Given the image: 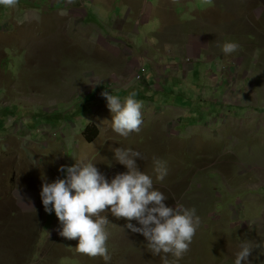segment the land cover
Wrapping results in <instances>:
<instances>
[{
    "label": "rangeland",
    "instance_id": "1",
    "mask_svg": "<svg viewBox=\"0 0 264 264\" xmlns=\"http://www.w3.org/2000/svg\"><path fill=\"white\" fill-rule=\"evenodd\" d=\"M226 41L239 49L224 54ZM103 91L136 93L138 133L111 130ZM119 147L142 154L138 170L167 206L196 209L201 224L178 264H234L245 242L261 245L249 260L264 264V0L0 5V264H106L60 236L40 191L81 158L110 182L127 171ZM154 157L166 163L162 181ZM102 215L107 264H164L123 218Z\"/></svg>",
    "mask_w": 264,
    "mask_h": 264
},
{
    "label": "clouds",
    "instance_id": "2",
    "mask_svg": "<svg viewBox=\"0 0 264 264\" xmlns=\"http://www.w3.org/2000/svg\"><path fill=\"white\" fill-rule=\"evenodd\" d=\"M17 4L18 0H0V5L5 8H15ZM219 47L226 55L239 49V45L232 41H226ZM101 95L112 114L109 122L113 132L126 138L130 133L140 131L143 104L135 98V92L123 99L108 91ZM94 126L86 125L83 132L93 131ZM113 151L114 159L126 167V172L116 174L109 182L93 162H86L85 158L76 160L72 166H61L60 171H66V178L42 183L40 197L45 212L54 211L61 225L60 236L77 240L75 250L79 254L101 257L106 264L111 260L106 228L110 222L102 215L110 210L116 219L126 221L124 227L145 237L147 249L153 256L163 253L164 264H169L167 255L170 254L174 257V264H178L189 251L201 224L196 209L183 205L171 207L164 203L167 197L154 188L153 179L138 170L135 158L144 159L139 151L121 147ZM153 167L156 179L162 181L168 174L166 163L154 157ZM259 247V244L242 243L234 264H251L249 257L253 249Z\"/></svg>",
    "mask_w": 264,
    "mask_h": 264
},
{
    "label": "trees",
    "instance_id": "3",
    "mask_svg": "<svg viewBox=\"0 0 264 264\" xmlns=\"http://www.w3.org/2000/svg\"><path fill=\"white\" fill-rule=\"evenodd\" d=\"M93 106H94L93 104H91L90 106H86L85 104L82 105V107H86V109H88L89 112H90V110H91V107H93ZM80 115H81V113H80ZM81 116H82V115H81Z\"/></svg>",
    "mask_w": 264,
    "mask_h": 264
}]
</instances>
